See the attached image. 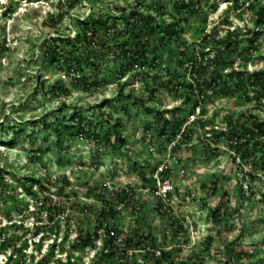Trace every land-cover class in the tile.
<instances>
[{
  "label": "rangeland",
  "instance_id": "1",
  "mask_svg": "<svg viewBox=\"0 0 264 264\" xmlns=\"http://www.w3.org/2000/svg\"><path fill=\"white\" fill-rule=\"evenodd\" d=\"M182 1L191 0H0V264H156L157 251L171 255L163 264H264V140L243 159L228 139L264 120V96L259 101L254 94L264 92V78L256 84L249 79L264 71V0H194L197 12L185 10ZM135 9L160 23L183 19L181 39L197 53L213 57L216 42L229 34L237 42L236 50H224L230 67L223 74L245 71V84L228 95L209 92L189 141L183 142L181 132L171 142L161 135L167 120L189 117L193 105L163 88L151 95L153 75L168 78L164 62L117 81L118 62L108 54L99 57L106 79L90 90L63 68L48 65L44 51L53 38H74L78 23L93 15L130 17ZM175 52L172 69L180 59ZM83 68L87 76L95 73ZM186 79L191 81L190 72ZM54 84L69 89L68 95L53 92ZM74 112L95 123L100 144L76 130L59 140L53 130L40 128L47 115L69 119ZM118 119L128 139L124 146L114 135L111 144L105 141ZM158 163L168 167L175 185L169 201L160 200L141 175L143 169L150 178ZM25 177L42 181L44 188L28 181L37 196L22 186ZM106 202L116 211L109 224L118 230L119 247L108 256L102 254V230L94 245L83 244ZM55 206L61 210L50 220ZM220 206L216 222L212 211ZM139 236L145 237L141 246L127 245Z\"/></svg>",
  "mask_w": 264,
  "mask_h": 264
},
{
  "label": "trees",
  "instance_id": "2",
  "mask_svg": "<svg viewBox=\"0 0 264 264\" xmlns=\"http://www.w3.org/2000/svg\"><path fill=\"white\" fill-rule=\"evenodd\" d=\"M181 7L192 12L200 10V7L195 4L194 0L188 1V3L182 1ZM260 13L261 17H264V7H262ZM119 20L123 21L120 27L118 26ZM182 20L177 19L171 23H165V21L160 23L154 16L148 15V17H144L139 9H135L130 17L124 16L119 18L113 16L111 19V17L105 18L102 15H93L88 20L78 23V31L74 38L62 36L53 38L52 41L54 42L48 48H45L44 54L48 57V65H57L59 68H63L62 70H65L67 74L72 76L75 84L81 85L86 90L96 89L104 84L106 78L101 77L100 69L102 65L100 66L97 60L99 57L104 58L107 54L110 55L111 62L114 64L118 62V65L114 66L116 67V77H114L117 81L135 71L146 68L150 70L157 69L164 62V72L168 78L163 80L160 73L154 74L153 79L156 85L149 87L151 95H155L162 88L167 89L169 92L181 98L184 97L185 103H192V110L190 111L192 114L195 112L197 106L206 100L209 92L221 93L222 95H228L234 92L236 84L245 82L246 72L231 69V72L227 75L223 74V71L230 67V62H228L224 50H236L237 47V42L233 40V34H229L225 40L217 41L218 49L215 50L214 56L210 57L208 51L203 50L197 53L194 47L192 49L187 47L186 41L181 39L182 31L184 30L181 25ZM101 30L104 31V37L98 39ZM206 36L202 39L204 40L203 43L200 41L201 45H206ZM99 45L100 48L95 49ZM251 46L253 47V45ZM81 48L84 51L78 55ZM176 50H179L178 56L180 59H178L177 67L172 69L170 62L175 59ZM84 65L90 67L95 73L87 76V71L83 68ZM212 66L215 69L210 72L209 69ZM187 72H190L191 81L186 79ZM75 73L77 74L76 76L73 75ZM225 76L228 78H225ZM234 76H236L235 82L232 81ZM262 78H264V71H256L249 77L253 84L260 83ZM158 79L161 81L158 82ZM262 85L264 86V84ZM50 88L53 92L54 90L56 92V89H60L66 95L69 93V89L57 84L51 85ZM254 94H256L255 98L259 101L264 96L262 90L256 91ZM131 96L133 94L127 97ZM48 118L47 115L42 119L40 128L42 130H53L56 138L59 140L65 134L76 130V135L78 136L92 138L97 144H100L102 141L100 133L98 131H92V125L95 123L91 119L87 121L83 113L74 112L69 119H62L60 116H56L51 120ZM187 118L184 117L176 121L173 119L167 120L163 125L161 135L169 137L170 142L175 140L176 136L182 131ZM195 124L196 122L194 121L182 132L181 137H183V142L190 140L192 132H194ZM120 126L121 121L118 119L111 126L109 133H107L106 143L111 144L112 136L114 135L119 145L124 146L127 144L128 139L120 132ZM11 128L19 129L17 125L11 126ZM223 134L225 132H222L218 137ZM228 139L233 151L241 158L247 159L250 156L248 155L251 151L250 146L258 144L260 140H264V120H255L250 126L240 127L239 130L231 133ZM179 142L177 141L178 144ZM136 165L138 166L139 164L137 163ZM159 166L160 163L150 169V178L146 177V173L142 169L141 175L145 176L144 179L149 181L153 190H155V179L153 175ZM261 167L264 168V159ZM169 172L167 168L161 174L167 176L170 174ZM24 179L21 182L22 186L30 195L37 196V192L33 189V185L28 184V181H32L34 185H39L42 186L41 188H44L40 179L31 177H25ZM124 192L128 196L127 190ZM60 210V206L53 207L49 211V219L54 220L56 216L54 212H60ZM222 210L223 207L220 206L212 211L213 218L216 222H219ZM115 215V209L110 203L106 202V205L99 213L95 231L93 233H86V236L83 238L84 246L94 245L95 241L100 238V231L102 230L106 235L102 254L108 256L118 251L119 247L116 245L118 230L109 224L110 218L113 219ZM36 232L38 234L39 230ZM138 239L135 242L129 238L126 243L128 246H131L133 243L139 247L143 244L145 237L139 236ZM2 242H6V239H2ZM160 256L156 264H163V261L169 260L171 255L163 251Z\"/></svg>",
  "mask_w": 264,
  "mask_h": 264
},
{
  "label": "built area",
  "instance_id": "3",
  "mask_svg": "<svg viewBox=\"0 0 264 264\" xmlns=\"http://www.w3.org/2000/svg\"><path fill=\"white\" fill-rule=\"evenodd\" d=\"M200 113L201 105L197 106L195 112L189 115L179 136H181L182 132L186 129L189 124H192L195 121L196 117ZM167 168L168 167L165 164H162L158 167L157 171L153 175V178L155 179V190H153V192L162 201H169L171 194L175 190V185L173 181L169 178L170 175L164 176L161 174V172ZM157 254L161 255V252L157 251Z\"/></svg>",
  "mask_w": 264,
  "mask_h": 264
}]
</instances>
